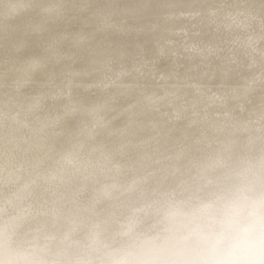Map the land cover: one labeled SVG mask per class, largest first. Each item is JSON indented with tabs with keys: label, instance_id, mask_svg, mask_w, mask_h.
Here are the masks:
<instances>
[{
	"label": "rangeland",
	"instance_id": "1",
	"mask_svg": "<svg viewBox=\"0 0 264 264\" xmlns=\"http://www.w3.org/2000/svg\"><path fill=\"white\" fill-rule=\"evenodd\" d=\"M263 232L264 0H0V259L239 264Z\"/></svg>",
	"mask_w": 264,
	"mask_h": 264
},
{
	"label": "bare ground",
	"instance_id": "2",
	"mask_svg": "<svg viewBox=\"0 0 264 264\" xmlns=\"http://www.w3.org/2000/svg\"><path fill=\"white\" fill-rule=\"evenodd\" d=\"M19 6H15V9H18ZM80 38V37H79ZM91 145V144H90ZM15 196V195H14ZM256 199V198H255ZM249 211V210H248ZM191 216V215H190ZM209 217V216H208ZM260 220V219H259ZM255 225V224H254ZM3 230V229H2ZM222 235V234H219ZM174 234H172L171 238H168L166 240V242H170L171 240H173L174 238ZM187 236V235H186ZM184 234V237H180L178 240V243L185 239L188 238L186 237ZM205 236H209L208 241H210L211 239H215V241L217 240L218 236L216 234H206ZM259 237V238H258ZM3 238V237H2ZM175 239V238H174ZM178 239V238H177ZM176 239V241H177ZM219 239V238H218ZM137 241V240H136ZM151 241V240H150ZM183 243V242H182ZM209 243V242H208ZM172 245H174L173 243H170ZM184 244V243H183ZM187 244V243H186ZM190 244V243H189ZM171 246V245H170ZM1 247V246H0ZM161 246H156V245H150L148 244L147 246V250L142 252V255L136 259V261L131 262L130 264H149V262L151 263L153 261V259L157 256H159V249ZM234 247L236 249H238L239 252H245L247 251L246 255L244 254V259L239 263V264H264V232L261 233L259 236L257 237H253V238H248L245 239V236H242V234L239 237V245H234ZM193 251V250H192ZM209 251H218V253L214 256L211 257V259L209 260V263L207 264H224L227 260V258L231 255L229 250H228V254H222V249L221 247H213V245H208L207 247H202L199 251H197V254L195 256L190 255L186 261L184 262V264H201V257L207 252ZM162 252V251H161ZM188 253V252H187ZM216 253V252H215ZM162 254V253H161ZM185 254V253H184ZM211 254V253H210ZM235 254V253H234ZM209 255V254H208ZM207 257V256H205ZM33 258L32 256H30L28 253H17L13 256L7 255L6 259H10V261H7L5 259H0V264H18V262L20 260L23 259H31ZM205 259V258H204ZM236 259V258H235ZM115 260H117L115 258ZM157 260V259H156ZM231 260V259H230ZM36 261V260H35ZM235 261V260H234ZM233 261V262H234ZM22 262V261H21ZM120 261H116V262H111L109 264H120ZM181 262V261H180ZM237 262V261H236ZM20 263V262H19ZM28 264V263H27ZM35 264V263H34ZM40 264V263H38ZM43 264V263H42ZM204 264V263H202ZM230 264V262H229ZM237 264V263H236Z\"/></svg>",
	"mask_w": 264,
	"mask_h": 264
}]
</instances>
